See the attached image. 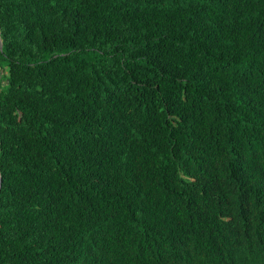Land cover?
Returning <instances> with one entry per match:
<instances>
[{"label":"trees","instance_id":"trees-1","mask_svg":"<svg viewBox=\"0 0 264 264\" xmlns=\"http://www.w3.org/2000/svg\"><path fill=\"white\" fill-rule=\"evenodd\" d=\"M0 264H264V0H0Z\"/></svg>","mask_w":264,"mask_h":264}]
</instances>
